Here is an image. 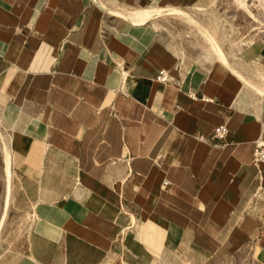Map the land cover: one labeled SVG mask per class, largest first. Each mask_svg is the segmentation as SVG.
<instances>
[{"label":"crops","instance_id":"1","mask_svg":"<svg viewBox=\"0 0 264 264\" xmlns=\"http://www.w3.org/2000/svg\"><path fill=\"white\" fill-rule=\"evenodd\" d=\"M197 3L0 0V131L34 198L29 264H226L249 248L264 264V95L241 65L264 46L230 59L240 76L210 49L183 58L160 17L115 11Z\"/></svg>","mask_w":264,"mask_h":264},{"label":"rangeland","instance_id":"2","mask_svg":"<svg viewBox=\"0 0 264 264\" xmlns=\"http://www.w3.org/2000/svg\"><path fill=\"white\" fill-rule=\"evenodd\" d=\"M197 4H189L185 7L200 22L206 24L214 21L216 37L230 59L236 62L235 57L243 47L252 43L264 46V0H246L247 7L255 14H251L246 8L239 5L238 0H198ZM180 7V6H179ZM199 10V8H201ZM198 8V9H197ZM157 23L160 29L166 30L171 44H175L182 51L183 58L188 56H200L207 48V42L195 34L197 27L189 24L180 15H164ZM264 64V58L256 59ZM238 61V60H237ZM241 64V63H240ZM253 62L242 63L248 75L245 77L257 84L259 77L254 75ZM241 69V68H240ZM252 70V71H251ZM253 72V73H252ZM262 84L264 81L259 83ZM248 89L253 90L251 86ZM255 92V91H254ZM0 131V218L4 213L7 182L4 173V141ZM14 177V173H13ZM24 182L14 180L12 182V194L3 226L0 231V264H29L28 256L35 247L36 235L34 231V216L32 213L34 198L18 196L24 192ZM37 264H62L59 261L38 262ZM112 264H127L117 260ZM226 264H262L256 259V251L244 249L232 257Z\"/></svg>","mask_w":264,"mask_h":264},{"label":"bare ground","instance_id":"3","mask_svg":"<svg viewBox=\"0 0 264 264\" xmlns=\"http://www.w3.org/2000/svg\"><path fill=\"white\" fill-rule=\"evenodd\" d=\"M239 5L243 8H246L249 12H251L249 10V8L247 7V2L246 0H238ZM105 6V5H104ZM107 7V6H105ZM198 9V8H197ZM202 9L199 8V10ZM124 12L119 11L118 9L115 10L118 13L124 14L125 17L129 18L130 20H132L135 23H141V22H145L148 19L151 18H156V17H162L164 15H180L183 18H185V20L191 24L197 27V31H195V34H197L198 36H201V38H203V40L205 42H207V48L210 49L211 51H213L214 53L217 54V56L219 57L220 60H222L228 67H230V69L236 73L239 74L240 76H243L230 62V57L228 55V53L225 51V49H223L222 45L220 44V42L218 41L215 32L212 30V28H214L215 25L214 21H209L208 23L204 24L202 22H200L192 13H190L189 11H187L185 8L183 7H179V6H173L171 5H157V4H150L147 6H139V7H130L128 9H123ZM203 10V9H202ZM251 14H253L251 12ZM160 15V16H159ZM253 16H255V14H253ZM253 69H254V75L256 74L257 77H259V79L261 81H264V64L261 62H253L252 64ZM252 71V70H251ZM253 73V72H252ZM245 82L247 83H252L251 80H249L248 78L244 77ZM260 80H258V83L255 85L256 88L260 91L261 94L264 95V83L262 84L259 83ZM1 138H2V134H1ZM2 140L4 141V170H5V174H6V179H7V186H6V196H5V207H4V213L2 215V217L0 218V229L3 226V222L5 220L6 214H7V210L9 207V203H10V198H11V194H12V178H13V170H12V154H11V150L9 148L8 143L4 140V138H2ZM1 231V230H0Z\"/></svg>","mask_w":264,"mask_h":264},{"label":"built area","instance_id":"4","mask_svg":"<svg viewBox=\"0 0 264 264\" xmlns=\"http://www.w3.org/2000/svg\"><path fill=\"white\" fill-rule=\"evenodd\" d=\"M157 79L161 80V81H167L168 80V73L165 70H162L159 72V74L157 75ZM228 133V127L227 125L224 124H220L219 126L215 127L212 135H211V139L212 140H223L226 135ZM198 138L200 140H204L207 141L208 138L202 134L198 135ZM255 156H256V160L258 162L260 161H264V142L261 141L258 143V146L256 148V152H255Z\"/></svg>","mask_w":264,"mask_h":264}]
</instances>
